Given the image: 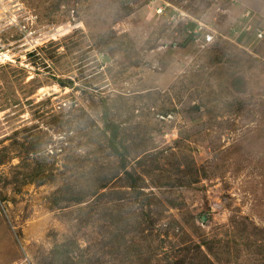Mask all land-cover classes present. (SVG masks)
Segmentation results:
<instances>
[{
	"label": "rangeland",
	"instance_id": "374dc122",
	"mask_svg": "<svg viewBox=\"0 0 264 264\" xmlns=\"http://www.w3.org/2000/svg\"><path fill=\"white\" fill-rule=\"evenodd\" d=\"M20 1L0 264H264V0Z\"/></svg>",
	"mask_w": 264,
	"mask_h": 264
},
{
	"label": "built area",
	"instance_id": "2783aa9c",
	"mask_svg": "<svg viewBox=\"0 0 264 264\" xmlns=\"http://www.w3.org/2000/svg\"><path fill=\"white\" fill-rule=\"evenodd\" d=\"M22 2L20 0H0V43H2V36H5L6 32L8 30L11 31V29L16 28L19 29L20 31L25 29V26H22L21 20V12L23 6ZM204 29L199 26L196 30H194L193 33L195 42L201 46V47H206L210 45L214 41V35L212 32H206L203 34L200 38L199 33H203ZM208 31V30H206ZM263 33L258 30L257 38L261 39L263 37ZM2 48H4L3 45H0V57L5 58L7 55L2 52Z\"/></svg>",
	"mask_w": 264,
	"mask_h": 264
},
{
	"label": "trees",
	"instance_id": "16d2710c",
	"mask_svg": "<svg viewBox=\"0 0 264 264\" xmlns=\"http://www.w3.org/2000/svg\"><path fill=\"white\" fill-rule=\"evenodd\" d=\"M198 27H199L198 24L189 23V24L187 25V31H189V32H193V31L196 30ZM246 34H247V33H241V35L239 36L238 39H239L240 41H242L243 38L246 36ZM191 37H193V39H194V35H193V33H191Z\"/></svg>",
	"mask_w": 264,
	"mask_h": 264
},
{
	"label": "crops",
	"instance_id": "0c3cea01",
	"mask_svg": "<svg viewBox=\"0 0 264 264\" xmlns=\"http://www.w3.org/2000/svg\"><path fill=\"white\" fill-rule=\"evenodd\" d=\"M243 41V40H242Z\"/></svg>",
	"mask_w": 264,
	"mask_h": 264
}]
</instances>
